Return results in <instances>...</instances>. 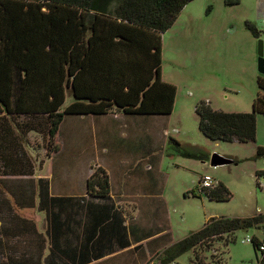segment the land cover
Wrapping results in <instances>:
<instances>
[{"label": "trees", "instance_id": "trees-1", "mask_svg": "<svg viewBox=\"0 0 264 264\" xmlns=\"http://www.w3.org/2000/svg\"><path fill=\"white\" fill-rule=\"evenodd\" d=\"M192 1L0 0V99L11 91L13 71L23 74L24 110L31 113L23 116V126L27 127L23 133L45 132L48 143L60 136L64 120L70 117L113 112L171 115L177 93L175 86L162 79V40ZM224 4L233 7L240 0H224ZM247 27L259 37L252 24ZM257 86L260 92L251 113H225L204 102L197 105L199 131L213 142L255 144L257 116H264V75L257 78ZM4 113L0 100V146L5 149L11 141L10 130L6 133L4 128L15 115H9L10 119ZM170 143L180 155L191 156L179 142ZM13 147L16 151L14 143ZM57 151L54 146L52 152ZM256 156L264 160V147H256ZM3 157L7 155L3 153ZM15 157L21 167L9 168L5 177L34 175L36 167L30 159L23 166L20 153ZM262 177L264 173L257 171L256 178ZM37 186L42 199L40 210H46L47 219L55 217L54 210H62L55 208L56 202L75 200L50 197L44 179H39ZM87 190L91 198L109 200L107 173L96 169L87 181ZM205 196L210 201L225 202L230 193L218 183ZM44 197L52 207L43 208ZM250 228L264 229V213L243 219L212 218L199 231L166 249L153 264L173 263L188 252L194 254L193 264H207L202 258L209 252L208 246L212 248L216 240H222L227 247L237 231ZM254 238V250L261 253L258 263L264 264V251ZM203 247L205 252L200 254Z\"/></svg>", "mask_w": 264, "mask_h": 264}, {"label": "rangeland", "instance_id": "rangeland-1", "mask_svg": "<svg viewBox=\"0 0 264 264\" xmlns=\"http://www.w3.org/2000/svg\"><path fill=\"white\" fill-rule=\"evenodd\" d=\"M247 24L256 28L258 38ZM260 41H264V0H240V4L233 7L225 6L224 0H193L163 35L162 78L176 87L177 96L170 117L154 129L161 130L166 137L161 167L166 175L165 202L176 241L199 231L212 218L243 219L264 213V189L260 187L264 177L256 178L257 171L264 172V160L256 156V147H264V116H257L256 143L241 144L207 139L199 131L195 113L196 106L203 102L225 113L252 112L253 102L260 92L257 86L261 75L258 70ZM23 93V74L14 70L11 91L0 99L5 113L24 110ZM23 116L18 114L12 119L6 115L12 119L4 128L6 133L10 130L11 143L5 149L0 146L2 184L19 183L20 178L4 174L9 168L21 167L15 157L19 153L21 165L30 159L36 167V177H44L45 172L41 170L48 168L46 160L57 143L55 138L48 143L44 131L42 134L23 133L27 128L23 126L26 120ZM170 140L179 142L191 156L177 153ZM214 155L232 163L213 167ZM205 175L227 188L228 201H210L194 193ZM189 193H194L195 197ZM262 230L237 231L235 240L227 247L222 240H216L212 248L207 247L209 252L202 259L207 264H259L261 253L244 240L256 237L261 241ZM205 249L200 248V254ZM193 261L194 254L188 252L170 264H193Z\"/></svg>", "mask_w": 264, "mask_h": 264}, {"label": "crops", "instance_id": "crops-1", "mask_svg": "<svg viewBox=\"0 0 264 264\" xmlns=\"http://www.w3.org/2000/svg\"><path fill=\"white\" fill-rule=\"evenodd\" d=\"M18 114L31 113H4ZM168 117L113 112L64 120L55 137L58 151L41 170L44 177L35 171L12 176L20 178L17 185L0 184V264H153L179 242L165 202L166 137L154 129ZM96 169L108 175L107 201L88 195ZM39 179L48 181L50 197L75 200L56 202L62 210L47 219L40 210ZM50 207L44 197L43 208Z\"/></svg>", "mask_w": 264, "mask_h": 264}, {"label": "built area", "instance_id": "built-area-1", "mask_svg": "<svg viewBox=\"0 0 264 264\" xmlns=\"http://www.w3.org/2000/svg\"><path fill=\"white\" fill-rule=\"evenodd\" d=\"M261 188L264 189V184H260ZM217 186L216 181L210 176V175H205L203 177L200 178L199 183L195 189V194L199 195V196H205L206 194H208L212 189H214ZM255 238H250L248 237L247 239L244 240V242L246 243H252V241ZM261 247L260 250L264 251V237L263 239L260 241L258 239Z\"/></svg>", "mask_w": 264, "mask_h": 264}, {"label": "water", "instance_id": "water-1", "mask_svg": "<svg viewBox=\"0 0 264 264\" xmlns=\"http://www.w3.org/2000/svg\"><path fill=\"white\" fill-rule=\"evenodd\" d=\"M258 56H259L258 70L261 75H264V41L259 42ZM230 163H232V161L226 160L218 155H214L211 161V166L217 167Z\"/></svg>", "mask_w": 264, "mask_h": 264}]
</instances>
